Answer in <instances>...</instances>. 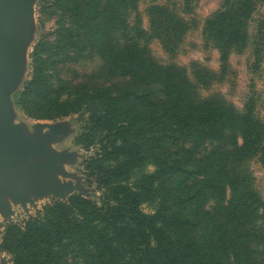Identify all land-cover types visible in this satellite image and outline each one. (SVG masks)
<instances>
[{
    "label": "trees",
    "instance_id": "1",
    "mask_svg": "<svg viewBox=\"0 0 264 264\" xmlns=\"http://www.w3.org/2000/svg\"><path fill=\"white\" fill-rule=\"evenodd\" d=\"M51 1L73 26L61 22L54 45L38 43L31 77L15 102L38 121L79 115L78 141L97 148L84 164L85 183L102 195L54 200L25 227L8 224L3 249L14 264H67L71 247L88 264H264L257 253L264 235L254 226L264 201L238 171L256 156L264 166L263 121L248 107L240 111L202 97L183 68L158 63L136 43H120L116 30L136 0ZM261 1L235 0L207 21L206 33L223 58L250 41L247 21ZM151 19L167 47L182 39L184 26L165 10L154 8ZM55 49L73 51L74 59L98 53L107 73L130 81L118 89L84 84L64 98L49 73ZM152 85L162 87L163 99L154 98ZM147 155L156 170L134 188L128 181ZM162 178L168 196L146 213L143 205L152 202L153 185Z\"/></svg>",
    "mask_w": 264,
    "mask_h": 264
},
{
    "label": "rangeland",
    "instance_id": "2",
    "mask_svg": "<svg viewBox=\"0 0 264 264\" xmlns=\"http://www.w3.org/2000/svg\"><path fill=\"white\" fill-rule=\"evenodd\" d=\"M36 2L35 20L36 31L34 41L29 50V63L25 80L20 89L14 94L13 102L17 114V122L27 124L29 127L38 122H65L69 124L73 133L62 143L55 145L58 151L70 150L80 155L74 166H69V172L77 173L84 177L85 162L97 151L96 147L89 146L78 139L82 133L81 121L78 114L51 121H38L30 118L22 111L15 102V96L23 89L24 83L30 79L32 73L31 55L41 40L54 45L58 37V29L61 22L66 23V28L73 25L70 18L64 17L63 9L55 5L51 0ZM235 0H136L135 4L125 10L121 23L116 30V38L120 43L132 42L138 44L145 52L152 56L162 65H176L187 71L189 78L197 87L202 97H215L235 106L242 111L250 108L264 123V1L257 3L255 10L247 21L250 41L242 47L230 49L226 58H223L221 50L206 33V24L217 13L226 10ZM161 8L174 16L182 23L185 32L182 39L171 47L156 36L152 28V11ZM74 21V20H73ZM76 28V27H74ZM53 57L49 61V73L52 77V85L59 86L64 91V98L73 96L75 89L81 85H97L107 89H118L130 81L129 77L112 75L105 70V65L98 53L90 50L82 52L74 59L73 51L66 55L63 50H53ZM44 55V59H47ZM148 90L154 93V98L163 99L162 87L152 85ZM211 144L206 145L201 153L210 149ZM147 153L150 150L148 144H144ZM154 159L147 155L145 165L136 170L133 179L128 184L134 188L143 185L140 178L143 174L155 172ZM246 183L253 187L264 201V166L260 157H251L243 162L238 168ZM85 186L86 183L84 182ZM86 188H88L86 186ZM152 202L144 204L146 213H155L157 203L162 197L168 196V188L165 178L156 181L153 185ZM90 197L78 193L71 195L66 202L58 199H49L39 202L36 208L31 207L26 212L22 207H15L16 215L13 220H5L0 215V262L3 258L8 264H14L13 256L3 249L6 227L15 223L25 227L26 222L43 211L46 206L55 201L68 203L74 195L85 199L97 200L102 195L96 192L95 187L90 189ZM217 205L216 197H211L208 208L213 209ZM258 220L254 226L264 235V206L261 208ZM258 245V256L264 261V237ZM65 258L67 264H88L85 256L81 255L76 248L71 247Z\"/></svg>",
    "mask_w": 264,
    "mask_h": 264
},
{
    "label": "water",
    "instance_id": "3",
    "mask_svg": "<svg viewBox=\"0 0 264 264\" xmlns=\"http://www.w3.org/2000/svg\"><path fill=\"white\" fill-rule=\"evenodd\" d=\"M37 1L0 0V215L8 221L16 215L15 207L29 212L44 200L66 202L75 193L91 195L84 177L67 169L80 155L55 149L73 133L69 124L38 122L29 127L17 122L13 96L27 74Z\"/></svg>",
    "mask_w": 264,
    "mask_h": 264
}]
</instances>
